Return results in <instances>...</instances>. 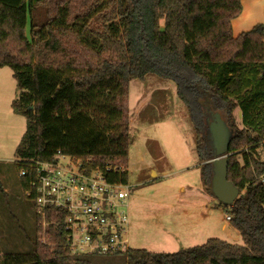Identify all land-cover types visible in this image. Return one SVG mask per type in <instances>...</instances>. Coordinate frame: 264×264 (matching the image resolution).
<instances>
[{"label": "trees", "instance_id": "1", "mask_svg": "<svg viewBox=\"0 0 264 264\" xmlns=\"http://www.w3.org/2000/svg\"><path fill=\"white\" fill-rule=\"evenodd\" d=\"M240 1L0 0V68L11 69L12 109L26 120L17 174L59 151L89 159L90 169L109 168V181L126 185L128 87L150 75L175 84L199 163L213 158L204 121L219 111L230 120L235 110L241 115V129L229 122L227 165L240 195L225 206L243 245L208 239L173 254L129 249L126 264H264V186L257 182L264 161L256 159L264 151V26L232 36ZM201 176L210 191V163ZM19 184L33 210L30 176ZM47 227L44 244L35 238L29 253L7 254L2 264H88L89 256L70 253L62 227Z\"/></svg>", "mask_w": 264, "mask_h": 264}, {"label": "rangeland", "instance_id": "2", "mask_svg": "<svg viewBox=\"0 0 264 264\" xmlns=\"http://www.w3.org/2000/svg\"><path fill=\"white\" fill-rule=\"evenodd\" d=\"M38 12L39 19L45 18L44 8ZM17 93L11 69L0 68V264L7 254L29 253L35 238L44 244L42 228L20 189L15 168V150L26 128V120L12 109ZM127 99L131 136L125 168L126 186L130 189L129 247L173 254L203 246L208 239L242 246L239 234L226 220L228 208L204 186L201 176V165L211 164L215 157L209 133L213 115L204 121L203 132L213 158L199 163L192 121L177 98L173 82L162 81L155 75L144 81L132 80ZM216 115L229 133H232L230 121L241 129L238 110L231 114V120L224 111ZM256 154L259 162L264 161L261 148ZM238 162L241 164L240 157ZM86 262L126 264L120 253L89 256Z\"/></svg>", "mask_w": 264, "mask_h": 264}, {"label": "built area", "instance_id": "3", "mask_svg": "<svg viewBox=\"0 0 264 264\" xmlns=\"http://www.w3.org/2000/svg\"><path fill=\"white\" fill-rule=\"evenodd\" d=\"M89 162L57 151L51 161L30 162L18 177L30 176L26 196L34 192L33 210L43 236L48 225L60 226L73 256L123 254L130 249V189L110 182L109 168L90 169ZM257 182L264 186V175Z\"/></svg>", "mask_w": 264, "mask_h": 264}, {"label": "water", "instance_id": "4", "mask_svg": "<svg viewBox=\"0 0 264 264\" xmlns=\"http://www.w3.org/2000/svg\"><path fill=\"white\" fill-rule=\"evenodd\" d=\"M211 133L212 148L215 151V157L211 162L213 176L210 180L211 193L216 200L226 206H232L239 197V190L227 180L228 165V146L230 143V133L219 115L213 117L209 125Z\"/></svg>", "mask_w": 264, "mask_h": 264}, {"label": "crops", "instance_id": "5", "mask_svg": "<svg viewBox=\"0 0 264 264\" xmlns=\"http://www.w3.org/2000/svg\"><path fill=\"white\" fill-rule=\"evenodd\" d=\"M240 6L242 7V9L239 16L233 21H231L233 37H237L241 33L248 32L259 24L264 26V0H241ZM153 175L155 177L157 176L156 173H153ZM145 251L151 253L150 251H148V249Z\"/></svg>", "mask_w": 264, "mask_h": 264}, {"label": "bare ground", "instance_id": "6", "mask_svg": "<svg viewBox=\"0 0 264 264\" xmlns=\"http://www.w3.org/2000/svg\"><path fill=\"white\" fill-rule=\"evenodd\" d=\"M131 249V248H130Z\"/></svg>", "mask_w": 264, "mask_h": 264}]
</instances>
